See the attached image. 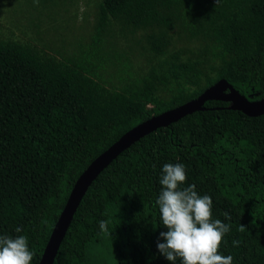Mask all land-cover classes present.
<instances>
[{"label": "trees", "instance_id": "16d2710c", "mask_svg": "<svg viewBox=\"0 0 264 264\" xmlns=\"http://www.w3.org/2000/svg\"><path fill=\"white\" fill-rule=\"evenodd\" d=\"M97 6L96 54L83 61L0 40V236H26L31 264L40 263L78 178L126 132L222 79L249 100L264 98V0ZM119 37L147 53L150 68L116 89L96 69L114 61ZM230 106L208 101L123 152L88 189L54 264H172L157 248L167 228L156 200L163 166L177 163L182 187L210 196L212 218L230 225L219 254L264 264V115Z\"/></svg>", "mask_w": 264, "mask_h": 264}, {"label": "rangeland", "instance_id": "374dc122", "mask_svg": "<svg viewBox=\"0 0 264 264\" xmlns=\"http://www.w3.org/2000/svg\"><path fill=\"white\" fill-rule=\"evenodd\" d=\"M26 0H0V40L29 44L63 60L83 61L96 54L95 25L101 0H53L47 9ZM47 5L51 2L47 0ZM112 63L97 68L100 82L119 89L125 78L142 76L150 68L148 54L131 48L124 38L118 39Z\"/></svg>", "mask_w": 264, "mask_h": 264}, {"label": "clouds", "instance_id": "9594fccd", "mask_svg": "<svg viewBox=\"0 0 264 264\" xmlns=\"http://www.w3.org/2000/svg\"><path fill=\"white\" fill-rule=\"evenodd\" d=\"M216 4L220 0H215ZM187 179L182 164H165L160 177L162 189L156 200L161 224L167 228L161 232L157 248L172 264H233L231 255L219 254L230 225L212 218L213 201L208 195H199L195 185L182 187ZM228 217V214L225 213ZM101 233L109 234L107 221L99 222ZM241 225L240 230H244ZM21 228H16L20 233ZM234 246L238 242H233ZM34 252L28 238L18 235L0 236V264H31Z\"/></svg>", "mask_w": 264, "mask_h": 264}, {"label": "water", "instance_id": "95a60500", "mask_svg": "<svg viewBox=\"0 0 264 264\" xmlns=\"http://www.w3.org/2000/svg\"><path fill=\"white\" fill-rule=\"evenodd\" d=\"M208 101L230 103L231 110L242 112L249 117H259L264 115V98L254 101L249 100L233 85L222 79L205 90L196 99L165 111L157 116H153L149 120L138 124L99 155L78 178L68 197L65 207L53 228L49 242L39 264H54L61 244L84 196L92 183L112 162L142 138L155 133L161 128H167L188 115L205 111V104Z\"/></svg>", "mask_w": 264, "mask_h": 264}]
</instances>
